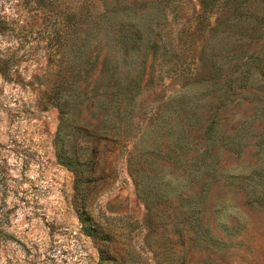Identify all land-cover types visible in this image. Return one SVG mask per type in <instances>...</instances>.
I'll return each mask as SVG.
<instances>
[{
    "label": "rangeland",
    "instance_id": "rangeland-1",
    "mask_svg": "<svg viewBox=\"0 0 264 264\" xmlns=\"http://www.w3.org/2000/svg\"><path fill=\"white\" fill-rule=\"evenodd\" d=\"M0 19V264H264V0Z\"/></svg>",
    "mask_w": 264,
    "mask_h": 264
},
{
    "label": "trees",
    "instance_id": "trees-1",
    "mask_svg": "<svg viewBox=\"0 0 264 264\" xmlns=\"http://www.w3.org/2000/svg\"><path fill=\"white\" fill-rule=\"evenodd\" d=\"M0 24H1V19H0ZM55 96L58 98V94H56ZM63 161H64V159H63ZM65 164L68 165V167L73 168V171H75V173L78 171L77 166H75L73 162H67ZM83 182H84L83 178H81L80 176L77 175V192H79L80 188L83 187ZM86 231L90 235L97 237L96 235L93 234V232H90V230L86 229ZM100 255H101V258L103 259V262L107 261L106 259H104V253L102 251L100 252Z\"/></svg>",
    "mask_w": 264,
    "mask_h": 264
}]
</instances>
